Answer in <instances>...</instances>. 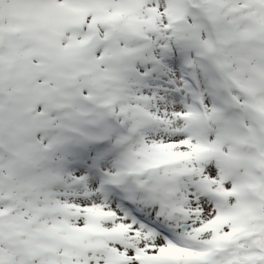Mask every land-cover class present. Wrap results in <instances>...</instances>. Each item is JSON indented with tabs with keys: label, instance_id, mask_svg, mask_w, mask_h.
I'll list each match as a JSON object with an SVG mask.
<instances>
[{
	"label": "snow or ice",
	"instance_id": "6c2138e0",
	"mask_svg": "<svg viewBox=\"0 0 264 264\" xmlns=\"http://www.w3.org/2000/svg\"><path fill=\"white\" fill-rule=\"evenodd\" d=\"M0 264H264V0H0Z\"/></svg>",
	"mask_w": 264,
	"mask_h": 264
}]
</instances>
